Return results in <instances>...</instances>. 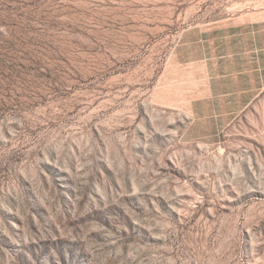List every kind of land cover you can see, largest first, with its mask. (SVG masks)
Returning a JSON list of instances; mask_svg holds the SVG:
<instances>
[{"label":"rangeland","instance_id":"374dc122","mask_svg":"<svg viewBox=\"0 0 264 264\" xmlns=\"http://www.w3.org/2000/svg\"><path fill=\"white\" fill-rule=\"evenodd\" d=\"M0 264H264V0H0Z\"/></svg>","mask_w":264,"mask_h":264},{"label":"crops","instance_id":"0c3cea01","mask_svg":"<svg viewBox=\"0 0 264 264\" xmlns=\"http://www.w3.org/2000/svg\"><path fill=\"white\" fill-rule=\"evenodd\" d=\"M225 87H227V88L224 89V94H235V93H239V94H254V93H256V90H255L256 88L251 86L248 82H244L243 85L238 86V88H239L238 90H236V88L233 87V86H225ZM259 89L260 88H257V90H259Z\"/></svg>","mask_w":264,"mask_h":264}]
</instances>
